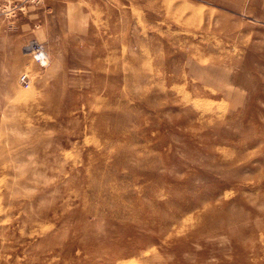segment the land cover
I'll return each mask as SVG.
<instances>
[{"label": "rangeland", "instance_id": "374dc122", "mask_svg": "<svg viewBox=\"0 0 264 264\" xmlns=\"http://www.w3.org/2000/svg\"><path fill=\"white\" fill-rule=\"evenodd\" d=\"M22 2L0 0V264H264V0Z\"/></svg>", "mask_w": 264, "mask_h": 264}, {"label": "built area", "instance_id": "2783aa9c", "mask_svg": "<svg viewBox=\"0 0 264 264\" xmlns=\"http://www.w3.org/2000/svg\"><path fill=\"white\" fill-rule=\"evenodd\" d=\"M41 0H23V2L21 3V5H28V4H37L39 3ZM24 6H22V8H24ZM18 8V6H16L14 9ZM21 8V9H22ZM31 54L33 57V60L35 62H37L39 65L41 66H46L48 63V53L45 50V47L42 44L39 43H35L33 44V46L31 47ZM47 58V59H46ZM47 61V63L45 62ZM24 84H26L27 86H29L30 81L28 79V75H23L22 76V80H21Z\"/></svg>", "mask_w": 264, "mask_h": 264}, {"label": "bare ground", "instance_id": "6f19581e", "mask_svg": "<svg viewBox=\"0 0 264 264\" xmlns=\"http://www.w3.org/2000/svg\"><path fill=\"white\" fill-rule=\"evenodd\" d=\"M47 58H48V56H47ZM47 58H46V59H47ZM45 62H47V61H45Z\"/></svg>", "mask_w": 264, "mask_h": 264}]
</instances>
